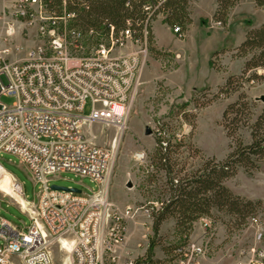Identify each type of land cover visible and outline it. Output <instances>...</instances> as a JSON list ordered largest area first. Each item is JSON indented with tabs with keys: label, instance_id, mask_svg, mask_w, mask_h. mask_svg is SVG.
Masks as SVG:
<instances>
[{
	"label": "rangeland",
	"instance_id": "1",
	"mask_svg": "<svg viewBox=\"0 0 264 264\" xmlns=\"http://www.w3.org/2000/svg\"><path fill=\"white\" fill-rule=\"evenodd\" d=\"M213 10L215 0H189L188 12H191L194 21L188 25L191 27L187 37L188 26L183 34L180 31L174 34L173 28L165 24L170 33L165 25L158 23L155 25L157 43L163 48L154 46L152 35L151 41L145 46L133 42L122 51L129 52L139 47L147 49L126 127L118 132L112 127L94 125L91 133L97 146L114 147L115 150L113 166L107 179L108 202L117 214L126 206L134 207L135 211L120 224L122 241L104 250L99 264H127L130 260H136L124 248L126 235L130 233V229H126L129 221L137 222L141 227L138 245H135L136 237L130 235V248L145 254L149 243L153 241V259L160 264H239L240 251L244 246L253 241L260 228L264 233V160L251 175L239 168L235 176L223 182L235 195L261 201L262 206L255 213V217L259 218L257 225L251 222V218L234 225L229 216L213 210L211 215L206 216L212 222L211 227L205 228L198 219L193 222L187 239L179 236L172 219L161 225L157 235L152 230L153 215L160 210L161 203L168 199L165 174L154 161L159 135H162L163 140H169L171 145L181 144L173 153V158L183 165L187 173L200 169L209 158L222 161L231 151V140L222 126V113L227 105L237 99L239 92L227 98L217 93L228 76L241 73L245 61L236 58L235 48L229 47H238L248 31L264 25V9L257 8L254 0H239L229 9L227 23L223 26L212 20ZM159 19L162 22V17L156 20ZM72 24L68 22V25ZM37 26L34 23L15 31L9 43L12 53L5 58L7 62L26 57L28 51L36 46L47 47L50 39L41 36ZM56 28L59 31L60 25ZM105 41L100 33L89 36L82 31L79 39L67 36L65 45L69 54L85 57L90 56L98 44ZM18 45L22 47H16ZM256 74L263 79L244 82L240 91L245 93L248 100L255 102L251 122L264 107L263 102L255 100L264 95V69H257ZM0 102L9 106L13 99L1 97ZM88 112L89 103L84 109L85 114ZM145 129L150 131L149 135H145ZM238 136L243 144L250 143L247 129L238 131ZM0 166L4 170L0 172V218L18 228L30 226L27 216L33 211L31 204H25L24 209L19 207L8 195V190L20 187L22 197L20 190L18 195L35 203L39 186L33 184L15 157L0 154ZM48 178L50 185L74 188L82 193L97 189V185L88 178L69 172ZM144 210L150 211L151 218L144 215ZM112 225L111 221L107 224L108 228ZM108 228L106 233L110 231ZM109 237L112 239L113 236ZM184 241L196 244L202 252L183 262L173 258L174 247L184 244ZM47 248L52 264H69V253L60 246L59 240H51Z\"/></svg>",
	"mask_w": 264,
	"mask_h": 264
},
{
	"label": "built area",
	"instance_id": "2",
	"mask_svg": "<svg viewBox=\"0 0 264 264\" xmlns=\"http://www.w3.org/2000/svg\"><path fill=\"white\" fill-rule=\"evenodd\" d=\"M11 3L10 10L0 12V98L13 99L9 106L0 102V154L15 157L39 186V193L35 203L22 198L33 209L27 216L30 226L18 228L0 218V264H52L48 244L61 239L70 244L69 264H99L103 251L122 241L120 224L135 209L126 206L117 214L108 202L107 179L115 150L97 146L91 129L94 125L118 132L125 129L147 49L122 52L139 42L130 29L116 35L110 27L102 35L106 41L90 56L71 55L65 45L67 36L82 37L68 25L73 14L63 12L56 17L43 0ZM34 23L39 34L50 39L47 47L36 46L26 57L7 62L15 31ZM173 32L179 34V28ZM65 172L88 178L97 189L79 194L53 189L48 177ZM20 193L22 197L21 189ZM143 213L151 218L149 210ZM199 220L205 228L212 225L209 218ZM258 220L251 218L255 225ZM256 233L240 251L239 264H264V233L261 228ZM201 252L199 246L185 241L175 258L183 262ZM127 264L147 263L140 258Z\"/></svg>",
	"mask_w": 264,
	"mask_h": 264
},
{
	"label": "trees",
	"instance_id": "3",
	"mask_svg": "<svg viewBox=\"0 0 264 264\" xmlns=\"http://www.w3.org/2000/svg\"><path fill=\"white\" fill-rule=\"evenodd\" d=\"M48 12L60 17L63 12L73 14L72 28L88 34L106 35L110 27L114 33L130 29L139 42L149 43L152 39L151 24L162 17V22L170 28H179L180 34L191 23L189 0H43ZM239 0H215L212 20L220 25L227 23L228 11ZM257 8L264 9V0H254ZM221 52V51H220ZM217 53H219L217 51ZM216 53H214V56ZM236 58L245 59L239 75H230L218 89L217 95L227 98L239 92L237 99L226 106L222 113V126L230 141V153L224 160L207 159L200 169L184 172L173 158L181 144L171 145L169 140L157 139L155 162L165 174L168 199L153 217L152 230L157 235L161 225L169 219L175 222L179 236L187 239L193 222L212 214V211L229 216L234 225L242 224L252 218L261 208V201H251L235 195L223 185L232 178L239 168L248 175L258 170L264 160V107L256 119L251 122L255 102L247 99L243 83L257 81V69H264V25L248 31L243 42L235 48ZM249 58L246 59V57ZM249 131L250 143L245 145L238 131ZM180 166V167H179ZM152 216V214H151ZM185 243V241H184ZM173 249V258L176 250ZM154 243L151 241L143 255L147 264H160L153 259ZM138 260V259H137Z\"/></svg>",
	"mask_w": 264,
	"mask_h": 264
},
{
	"label": "crops",
	"instance_id": "4",
	"mask_svg": "<svg viewBox=\"0 0 264 264\" xmlns=\"http://www.w3.org/2000/svg\"><path fill=\"white\" fill-rule=\"evenodd\" d=\"M11 5H12V3H11V0H0V12L1 11H5V10H10L11 9ZM213 12H214V10H213ZM213 12L211 13V14H213ZM189 15H190V19H191V21H192V23H193V21H194V19L192 18V15H191V12L189 11ZM158 23H160L161 25H165V24H163L162 22H161V20L159 19V20H155L154 22H152V25H151V30H152V35H153V39H154V46L156 47V48H158V49H161V48H163V47H160L159 45H158V43H157V38H156V33H155V25L156 24H158ZM192 23H191V25H192ZM191 25L190 26H188V29H187V31H186V37H187V35H188V33H189V30H190V27H191ZM166 26V25H165ZM167 27V26H166ZM167 29H168V31L171 33V31H170V29L167 27ZM16 47H22V46H20V45H18V46H16ZM234 48H236V47H229V49H234ZM227 49V48H226ZM217 51H219V50H217ZM230 59V58H229ZM225 64V63H224ZM126 229L128 230V229H130V233L129 234H127L126 235V240H125V250L126 251H128L129 253H130V255H131V257H133V258H135V259H138L137 257H138V255H140V257L139 258H142L143 257V255H144V253L141 251V252H136V251H133L131 248H130V246H129V237H130V235H132V236H135L136 237V244L135 245H138V243H137V240H138V238H139V236H140V233H141V227L138 225V223L137 222H127V224H126Z\"/></svg>",
	"mask_w": 264,
	"mask_h": 264
},
{
	"label": "bare ground",
	"instance_id": "5",
	"mask_svg": "<svg viewBox=\"0 0 264 264\" xmlns=\"http://www.w3.org/2000/svg\"><path fill=\"white\" fill-rule=\"evenodd\" d=\"M116 142H117V140L114 143H116ZM19 190L20 189H19V187L17 188V186L14 187V188H11L10 190H8V195L10 196L11 199H13L17 203V205H19V207L24 209L25 208V204H27V203L18 195ZM59 244H60V246H62V248L67 253L69 252V249H70V244L69 243H67L64 239L63 240L61 239V240H59Z\"/></svg>",
	"mask_w": 264,
	"mask_h": 264
},
{
	"label": "water",
	"instance_id": "6",
	"mask_svg": "<svg viewBox=\"0 0 264 264\" xmlns=\"http://www.w3.org/2000/svg\"><path fill=\"white\" fill-rule=\"evenodd\" d=\"M255 100H256V101H261V102L264 103V95H261V96L257 97ZM149 134H150V131H149L148 129H145V135H149ZM52 188H53V189H60V190L71 191V192H73V193H77V194L80 193V190H78V189H74V188H73V189H68V188L56 187V186H53Z\"/></svg>",
	"mask_w": 264,
	"mask_h": 264
}]
</instances>
